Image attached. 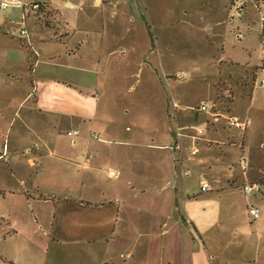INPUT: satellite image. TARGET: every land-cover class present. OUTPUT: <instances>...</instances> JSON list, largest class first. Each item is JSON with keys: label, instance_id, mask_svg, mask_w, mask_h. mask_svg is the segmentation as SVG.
I'll return each instance as SVG.
<instances>
[{"label": "rangeland", "instance_id": "obj_1", "mask_svg": "<svg viewBox=\"0 0 264 264\" xmlns=\"http://www.w3.org/2000/svg\"><path fill=\"white\" fill-rule=\"evenodd\" d=\"M34 2L44 4L43 10L24 11L13 5L0 10V25L8 31L7 38L0 37V59L8 53L15 56L18 62L10 70L20 77L31 71L28 43H36L40 51L56 45L64 59L68 58L65 54L75 52L77 58H71V64L81 72L67 76L84 79L82 92L91 104L100 101L103 113L99 107L96 113L104 114V123H129L133 130L129 134L124 127L121 136L108 135L90 119L95 111H88L81 141L60 129L54 131L53 138H59V146L72 161L46 160L54 175L37 174L42 161L33 155L20 161L29 175L6 167L0 192V264H140L137 252L126 260L132 242L147 221L159 223L161 219L154 217L170 210L166 206L170 194L159 193L160 174L154 165L158 155L168 151L148 147L154 138L157 145H169L162 137L166 124L174 133L169 152L177 153V169L183 173L177 183V216L180 210L186 213L187 196L198 198L193 209L204 214L212 209L202 201L224 194L223 221L236 239L227 238V260L214 264H264V193L248 197L242 191L244 179L260 183L264 191V31L256 6L259 0H244L240 12L232 0H15L18 4ZM25 15L29 41L21 35ZM9 39L14 43L9 44ZM41 60L34 58L33 66ZM4 70L9 68L0 66V109L7 117L2 144L6 139L11 149L15 141L25 138L28 144H23L32 149L33 135L23 134L20 124L21 117L28 115L27 107L21 117L17 115L25 90L3 79ZM102 90L107 93L102 95ZM202 103L212 107L217 122L211 114L198 111ZM231 115L248 119L250 125L245 131L229 128L227 117ZM137 130V138H126L135 136ZM92 133L99 139L92 138ZM102 142L106 171L82 190L76 174H85L84 161L77 155L89 153L91 145ZM243 154L249 164L245 176ZM28 158L39 167L30 169ZM202 158L208 160L202 164ZM110 172L119 173L120 179L110 177ZM18 179H29L28 186L11 188ZM201 180L211 188L203 198L199 196ZM124 182L128 186L122 188ZM146 184L152 186L147 199L141 193ZM82 192L104 203L115 202L122 215L129 210L132 219H109L107 223L93 218L52 219V204ZM34 198L42 205H34ZM170 203L174 207L175 199ZM250 206L261 210L260 219L250 216ZM142 209L152 219H139ZM108 210L115 212L112 206Z\"/></svg>", "mask_w": 264, "mask_h": 264}, {"label": "crops", "instance_id": "obj_2", "mask_svg": "<svg viewBox=\"0 0 264 264\" xmlns=\"http://www.w3.org/2000/svg\"><path fill=\"white\" fill-rule=\"evenodd\" d=\"M2 26L3 25H0V37L3 36L5 39L8 37V31H4ZM8 41L9 44L14 43L13 39H9ZM50 43L51 45L55 44L53 41ZM28 44L30 46V51L28 53L29 57L28 59L26 57V59L31 67V71L27 72L28 74L18 77L15 73H12L10 69L13 68L18 61H16L15 56L11 53L6 54L0 59V66L9 68V70L2 71L1 74L3 79L6 81H13L15 84H19L21 89L23 88V90H25L22 94L23 98L20 99L17 115L21 117L22 110L27 107L28 115H26L25 119L21 117L20 120L21 130L23 134L29 132L33 135L32 149L23 144H28L25 138L15 141L11 149L9 146L7 147L6 139L3 140L4 143L2 144L1 139L3 138L1 137L5 135L4 131L7 130V117L5 111H1L0 109V192L6 182L4 179L6 167H9L11 172L15 173L18 171L24 176L30 174V171L24 170L20 163V161L23 160L22 158H25L27 155H33L36 161H42L40 170L37 174L46 176L55 174L54 171H49V169H47L46 160L57 159L59 161L72 162L67 158L66 152L63 150L64 148L61 149L59 146V138H53L56 129H60L61 133H69V131L78 132V135L73 137H78L79 141H81L82 139L80 137L83 133V128L87 125V121L90 117V119H94L98 123L99 129L107 132L108 135L121 136L124 134L121 128L124 127L126 133L130 134L133 130L132 127H129V123H104L106 121L102 118L104 114H99L100 112L96 113L98 107L101 111L100 101L95 100V105H93L89 102V98L86 94L82 92L84 79L82 80L78 75L71 79L67 76L70 72H81V68H77L71 64V58L77 56L75 52L73 53L71 51V53L65 54L70 59L67 57V59H64V57H62L63 53L60 52L56 45H53L50 49L47 48L45 51H40L36 43H33V45L32 43ZM74 48L77 49L78 52L80 51L79 47L75 46ZM66 50L68 51L69 49L67 48ZM39 57H42V60L38 62L39 64L36 63L37 65L33 66L32 60H34V58L38 59ZM43 57L48 59V61L46 62ZM80 59L84 60L83 58ZM53 68H61L62 71L57 73ZM122 75L126 80L128 79L126 73ZM100 76L103 77V75ZM106 86L107 84L105 87ZM101 88L103 89V83L101 84ZM105 93H107L106 90H102L101 94L103 95ZM174 105L179 106L178 104ZM88 111H90V113H94L95 111V116H86ZM164 111L166 114L167 111ZM212 117L216 118L214 122L218 121L217 116ZM166 126L167 128L164 130L162 137H164L163 142L169 143V145H157L154 143L156 141V138H154V140H152L153 142L148 145V147H158L168 151V153H160L158 155L159 158L154 160V165H157L156 170L158 169L160 174L159 193L167 196L170 194V200H168L166 205L170 210L154 217L155 219H161L159 223L154 224L153 221L146 222L144 230H142L141 233L137 235L136 240L132 242V250L128 254L130 255L129 258L126 260L134 258L137 252L140 256V264H214L216 260L224 263L227 260V238L236 239L235 235L231 234V229L226 230L228 227L225 226L223 221L225 210L224 198L226 196H224V194H216V196H212L214 199L203 200L202 202L205 204V207L210 206L212 209L206 211L204 214L197 213V210L193 209L195 205L194 201L198 198L194 197L196 199L192 200L187 196L183 204L186 213L183 215L180 210V214L177 216L178 207L176 203L179 201L177 183H179L178 179L180 177L183 178V173H180L177 169V153L169 152V149L172 147L170 143L172 139L174 140V133L172 128L167 124ZM138 130L135 136L131 137L127 135L126 138L129 140L137 138L139 135ZM212 131L215 132L214 129ZM160 133L161 132H158L159 135ZM93 134L95 133L91 134L92 138H94ZM153 135L156 137L157 132H154ZM94 139H99V137ZM192 139L195 141L194 136H192ZM73 143L76 145L77 141ZM104 145V142L94 143V145L89 147V153L77 155L79 160L82 159L84 161V168L82 171L85 174L82 173L80 176L76 174V179L79 182L78 186L82 190L88 189L91 183L99 181L101 173L106 171L104 168V162L106 160L104 159L105 155H103L102 151V146ZM23 149H27V154ZM206 160L208 159L202 158L199 162L204 164ZM27 161L30 169L39 167V163L32 158H28ZM117 174L118 178H112L119 180L120 174ZM65 175L68 176V174ZM89 180L93 181L87 183ZM17 181L15 186H11V188L14 187L17 189L18 187H27L28 181L30 180L18 179ZM202 181L206 180H201V182ZM244 182H247L246 179H244ZM127 186L128 185L124 182L122 188ZM36 188L40 191V187ZM95 189L100 188L97 186ZM151 191L152 186L146 184L141 193L143 197L147 199ZM206 194L207 193H202L201 191V195L199 196L203 198L205 197L203 195ZM11 195V197L15 196L13 193ZM171 199H175L174 207L172 203H170ZM32 202L34 205H42V202L36 198L32 199ZM32 202H27L28 207L33 206ZM44 203L48 204L49 202ZM111 206L115 208V212L108 210V207ZM226 207L228 212L231 211L230 208L228 209V204H226ZM51 213L52 219L93 218L97 221L99 219L104 222L106 221L105 223H107L109 219H113L115 222L117 219H132V213L127 210L125 215H122L115 202L109 201L104 203L95 199L91 194H84V192H82L81 196L73 194L66 196L62 201L52 204ZM139 214L141 215L140 217H142L139 219H152L149 218V211L142 209L139 211ZM230 221H232V219H227V222ZM8 224L10 225V223ZM11 231L15 232L13 226H11Z\"/></svg>", "mask_w": 264, "mask_h": 264}, {"label": "built area", "instance_id": "obj_3", "mask_svg": "<svg viewBox=\"0 0 264 264\" xmlns=\"http://www.w3.org/2000/svg\"><path fill=\"white\" fill-rule=\"evenodd\" d=\"M243 4H244V0H232V5H233V8L235 9V11L240 12L241 9L243 8ZM12 5L16 6V7H20L24 11H26V8H28L29 10H31L33 12H37V13L42 11L44 6H45L44 4H42L40 2H34V3H29V4H27V3L18 4V3H15V0H11V1L10 0H0V10L1 11H6ZM256 6L259 9V12L261 15V23L263 25V31H264V0H259L258 3L256 2ZM25 18H26V15L22 21V26L24 28L21 30V35H22V37L27 38L29 41L30 35H29V32H28L27 27H26ZM263 84H264V81H263ZM211 109H212V107H209L205 103H202V105L200 106L198 111L204 112V113H209L212 116H216L215 114L211 113V111H210ZM227 125L231 129H237V130L245 131L248 128V126L250 125V121L248 119H244L238 115H231V116L227 117ZM198 132H199V134L202 133L201 131H198ZM67 134H68V136L73 137V136H77L78 132H69ZM93 137L96 138L97 135L93 134ZM178 148H179V146H178ZM197 152H198L197 149L193 150L194 154H196ZM241 167H242L244 173H245L246 169L249 167V164L247 163V160H246V156L244 154L241 157ZM189 174H190L189 171L184 173L185 176H188ZM110 176L118 178V174L115 172H111ZM210 190H211V188H210L209 183L207 181H202L201 182L202 193H208ZM242 191L248 197L259 195V194L263 195V193H264L263 187L260 183H250V182H244V184L242 185ZM249 214L254 220H258L261 218V210L258 209L257 207L250 206Z\"/></svg>", "mask_w": 264, "mask_h": 264}]
</instances>
